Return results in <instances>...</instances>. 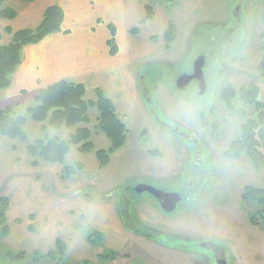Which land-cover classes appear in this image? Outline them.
<instances>
[{"label":"rangeland","instance_id":"rangeland-1","mask_svg":"<svg viewBox=\"0 0 264 264\" xmlns=\"http://www.w3.org/2000/svg\"><path fill=\"white\" fill-rule=\"evenodd\" d=\"M144 4L151 5L153 18L138 27L146 30L150 48L155 50L128 66L138 89L133 112L126 117L122 147L109 156L105 167H98L95 151L106 150L110 142L97 126L95 107L88 110L89 123L55 130L60 138H67L79 126L90 131L93 148L82 153L71 147L63 164H83L76 179L88 185L80 193L109 203L105 213L113 212L130 239L122 249L101 245L102 251L114 250L113 264H216L198 244L208 241L207 245L219 249L217 256H227L228 264H264V227L250 224L251 208L240 204L246 185L264 187V164L255 169L245 154L238 159L223 156L239 137L241 124L255 115L252 106L239 97V89L264 82L258 70L264 57V0ZM169 28L166 46L163 33ZM198 55L205 59L204 93L191 84L185 91L177 90L175 75L190 70ZM228 88L236 93L229 101L232 108L222 100ZM86 98L95 99L94 92L86 93ZM261 141L264 152V130ZM40 182L50 192L59 184L45 173ZM139 184L179 192L183 198L174 211L164 213L150 194L133 191ZM86 230L88 235L92 232L90 226ZM5 235L0 226V239ZM143 237L153 243L132 241ZM159 246L174 252L163 254ZM18 253L0 247V264H58L47 254L19 257Z\"/></svg>","mask_w":264,"mask_h":264},{"label":"crops","instance_id":"crops-1","mask_svg":"<svg viewBox=\"0 0 264 264\" xmlns=\"http://www.w3.org/2000/svg\"><path fill=\"white\" fill-rule=\"evenodd\" d=\"M1 1L0 9L7 7L14 12V17L0 18V45L11 41V32L36 28L42 22L45 10L52 5L60 7L63 17L60 30L20 48V63L10 76V85L0 89V109L10 106L21 112L33 103L40 89L65 80L81 84L86 93L100 89L126 125L138 89L128 66L155 50L150 48L146 30L138 27L144 21L143 1ZM110 27L116 42L114 55L108 45ZM256 86L257 99L264 104V82ZM48 132L55 135L53 129ZM24 133L25 142L0 136V196H5L8 201L3 214L6 235L0 239V247L47 254L56 251V244L61 242L66 263L113 264L114 256H102L101 247L122 249L130 239L113 212L105 213L109 203L96 202L81 194L79 190L87 181L77 180L79 173L62 179L61 164L28 155L27 144L40 135V123L28 121ZM32 162L36 164L32 165ZM42 173L57 179L59 184L53 187L54 191H47L41 185ZM88 225L90 231L97 233L91 236V241L86 230ZM98 237L102 241L95 246ZM144 239L153 243L145 237L131 240ZM171 251L166 247L160 252Z\"/></svg>","mask_w":264,"mask_h":264},{"label":"trees","instance_id":"trees-1","mask_svg":"<svg viewBox=\"0 0 264 264\" xmlns=\"http://www.w3.org/2000/svg\"><path fill=\"white\" fill-rule=\"evenodd\" d=\"M33 1V0H25ZM154 3L159 0H141ZM174 2L175 0H162ZM0 5L2 1L0 0ZM14 12L3 7L0 9V18H13ZM62 10L57 5L48 7L44 14L42 22L34 29H21L11 32V41L8 44L0 45V89H5L10 85V76L20 63V48L27 44L39 42L45 35L60 30L62 21ZM153 18V9L151 5L144 4V20ZM111 39L108 41L111 55L116 52L114 45L113 28L110 27ZM171 29L163 33V39L166 42L170 40ZM258 70L264 76V57L258 65ZM239 97L246 104L252 106L255 115L246 119L240 126V135L233 140L223 156L228 159H238L245 154L251 161L255 169H259L264 164V152L261 150L264 130V104L257 99L258 88L252 85L250 88H240ZM95 99L86 98V90L81 84L58 81L39 90L34 96L33 103L27 106L23 111L18 112L16 107H5L0 109V136L26 141L24 127L28 121L40 123V135L32 142L27 144V153L32 158H38L48 163H57L62 165L61 178H69L83 169V164L76 162L74 165H64L65 155L71 147H75L79 152H88L93 148L89 140L90 131L87 127L79 126L67 138H60L57 135H50L48 130H57L61 127H75L79 124L89 123L88 110L96 108L98 111L97 126L99 130L109 139V147L95 151L98 161V167L103 168L109 162V156L121 148L126 139V126L118 118L111 101L103 94L100 89L94 90ZM236 93L232 88L226 89L222 93V100L229 108H232L230 99L235 97ZM23 112V113H22ZM32 162V165H35ZM7 198L0 197V226L4 230L3 214L7 206ZM242 208L250 206L249 222L254 226L264 227V187H253L246 185L241 193ZM257 218L262 219L259 222ZM96 232L90 233L91 236ZM93 240V239H92ZM93 242V241H92ZM56 251L47 253L48 257L56 259L58 264H69L63 261L64 247L61 242L56 244ZM12 251H8L9 255ZM21 256L27 255L20 251ZM41 255L34 253L32 256ZM114 256L113 252L104 253L102 256Z\"/></svg>","mask_w":264,"mask_h":264},{"label":"water","instance_id":"water-1","mask_svg":"<svg viewBox=\"0 0 264 264\" xmlns=\"http://www.w3.org/2000/svg\"><path fill=\"white\" fill-rule=\"evenodd\" d=\"M204 64H205L204 56L203 55L197 56L192 62V68H193L192 73L191 74L186 73L178 76L175 82V87L178 90H184L192 80H195L198 83L197 84L198 93L203 94L206 88V83L203 75ZM173 131L176 132L177 129H174ZM197 162H199V159H197ZM133 191L136 193L146 192L150 194L157 201L160 209L164 213H169L174 211L177 203L183 198L182 194L180 193L166 192L164 190L146 184L136 185ZM217 264H226V260L223 259L221 262L217 261Z\"/></svg>","mask_w":264,"mask_h":264},{"label":"flooded vegetation","instance_id":"flooded-vegetation-1","mask_svg":"<svg viewBox=\"0 0 264 264\" xmlns=\"http://www.w3.org/2000/svg\"><path fill=\"white\" fill-rule=\"evenodd\" d=\"M199 56V55H198ZM194 61V60H193ZM190 70H184V71H181V72H178L176 75H175V77H174V81H173V85L175 86V82H176V79L178 78V76H180V75H183V74H191L192 73V63H190ZM203 75H204V73H203ZM189 84H191V86L193 87V88H198V86H197V81H195V80H192ZM188 84V85H189ZM176 88V87H175ZM177 89V88H176ZM178 90V89H177ZM186 90V88L183 90V91H185ZM142 94L144 95V97H145V99H146V95H147V91H146V89H144L143 91H142ZM168 129H170L169 127H167ZM170 130H172L173 131V129H170ZM184 136V135H183ZM198 158H199V156H198ZM190 186V185H189ZM179 193V192H178ZM201 247H204V249H205V251H207L208 252V254L209 255H212V257H211V261H213L214 263H216L217 264V261H219V262H221L223 259H225L226 260V264H228V262H227V256L224 254V255H222L221 257H219V256H217L218 255V253H219V249H217L215 246H213V247H211L210 245H207L208 244V241H200L199 243H198Z\"/></svg>","mask_w":264,"mask_h":264}]
</instances>
